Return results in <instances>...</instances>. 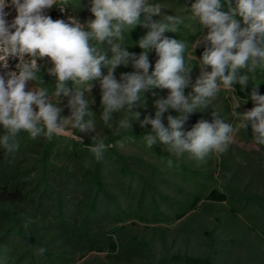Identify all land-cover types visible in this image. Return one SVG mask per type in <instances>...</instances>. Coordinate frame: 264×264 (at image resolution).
<instances>
[{
    "label": "clouds",
    "instance_id": "obj_1",
    "mask_svg": "<svg viewBox=\"0 0 264 264\" xmlns=\"http://www.w3.org/2000/svg\"><path fill=\"white\" fill-rule=\"evenodd\" d=\"M58 2L63 11L68 0H0V65L7 68L9 57L19 61L15 71L5 74L7 79L0 75V126L4 129L0 146L7 153L19 148L21 131L32 139L43 136L52 140L75 129L80 143L83 140L77 132L96 133L92 137L95 143L87 146L100 159L111 145L97 137L95 121L88 118L94 116L89 110L94 100L90 101L86 93H91L94 80L99 81L101 90L100 119L105 125L115 121L111 126L117 135L121 130H131L133 120L142 128L151 125V131L143 137L146 148L163 144L177 158L187 154L197 166L210 154L228 150L235 129L215 111L212 122L201 120L190 131L181 129L191 114L209 107L222 87L233 89L239 84L243 90L257 68H264V0H195L190 9L183 8L207 29L192 45L193 51L203 45L201 57L197 59L192 53L187 60L188 43L163 35L177 32L184 23V16L162 14L161 10L170 6L149 4L148 0H91L94 19L81 24L74 16L65 22L44 15V9ZM8 7L16 12L11 23L6 19ZM154 16L161 18L153 20ZM138 24L150 29L137 42L142 50L139 55L129 52L124 44L125 32ZM104 43L110 45L111 58L101 47ZM152 50L158 59L150 73L148 54ZM44 57L52 64L48 74L56 79L51 95L43 87L26 90L29 81L45 83L38 75L41 66L37 63V58ZM192 60L200 68L194 84L190 77ZM121 65H131L135 71L121 73L117 80L115 72ZM102 69H107L106 75ZM68 81L73 87L66 86ZM190 84L192 91L185 96ZM255 86L250 96L255 106L241 114L236 111L241 105L237 103L231 115L238 119L239 128L246 130L250 125L254 144L264 146V95L258 94ZM152 88L167 89L169 94L155 101L154 118L146 115L140 120V113L133 109L141 103L143 93ZM61 97L67 98V117L61 115L63 108L58 106ZM169 109L178 115H168L165 127L163 114ZM121 112L123 117L114 120L113 113ZM167 163L171 166L172 160ZM45 251L44 247L36 250L38 255Z\"/></svg>",
    "mask_w": 264,
    "mask_h": 264
},
{
    "label": "rangeland",
    "instance_id": "obj_2",
    "mask_svg": "<svg viewBox=\"0 0 264 264\" xmlns=\"http://www.w3.org/2000/svg\"><path fill=\"white\" fill-rule=\"evenodd\" d=\"M166 1L165 5H171ZM148 3L161 4V1L148 0ZM166 10L168 8L164 9ZM185 30L195 36L192 43L187 42L190 50L188 56L193 52L199 59L204 47L201 45L193 51L192 45L207 33V29L202 28L198 19L184 16V23L179 25L177 32L182 33ZM40 66L41 79L45 83L29 81L26 90L43 87L51 95L56 79L48 74L47 69L52 64L45 63ZM199 75L200 68L196 64L194 72L190 73L191 84L195 83ZM259 76L258 83L256 79H251L245 87L246 99H240L232 89L222 87L209 107L187 121L181 129L184 132L190 131L201 120L212 122L213 112H217L224 122L231 123L235 129L233 142L225 153H212L206 162L197 166V162L190 160L187 154L177 158L167 152L163 144L158 143L155 148L153 146L148 149L141 140L125 139L115 146L122 155L129 158L127 169L134 176L118 173L122 165L114 163L109 157H103L105 182L109 186L110 194L93 208L92 198L86 199L83 190L75 184V179L68 178L69 189L60 193L61 199L57 204H46L51 209L49 215L43 207L40 212L32 213L26 218L28 231L34 233L38 243L46 249V260H51V264H143L164 255L188 253L200 257L209 255L217 264H264V146L254 144L250 125L246 130L239 128L238 119L231 115L232 108L237 103L241 105L236 111L241 114L255 106L250 99L255 85L258 94L264 95V84H260L264 83V68ZM191 84L185 88V96L191 93ZM66 86L73 87L72 82L68 81ZM168 94L166 93V97ZM86 96L92 100L91 93H86ZM58 106L63 108L62 116L70 115L66 97H61ZM76 131L72 129L60 135L77 140L74 135ZM3 132L0 130V135ZM96 132L98 138H104L108 134L107 130L97 125ZM76 135L84 141L92 140L96 133L77 132ZM53 153L57 157L56 154L60 152ZM92 154L87 152L85 159L92 157ZM131 159L142 160L149 167ZM169 159L172 160L171 166L167 163ZM69 170L71 172L72 167ZM78 176L75 174V177ZM181 181L194 187H185ZM212 188L227 194L228 202H205L197 211L190 212L182 220L173 221L175 211L184 210L191 195H204ZM182 192L188 196L184 201L180 194ZM57 215L59 218H56ZM62 220L68 221L78 230L75 236L87 232L89 227L93 231L91 235H95L97 231L108 235L107 231L116 227L119 235L112 237L114 242L118 243L119 239L121 242L137 245V252L141 255L133 258L130 263L116 262L107 256V252H86L74 245L69 246L62 235Z\"/></svg>",
    "mask_w": 264,
    "mask_h": 264
},
{
    "label": "trees",
    "instance_id": "obj_3",
    "mask_svg": "<svg viewBox=\"0 0 264 264\" xmlns=\"http://www.w3.org/2000/svg\"><path fill=\"white\" fill-rule=\"evenodd\" d=\"M160 1L161 4L165 5L166 0ZM194 2L195 0H167L166 3L171 4L169 5L170 7L166 11H164V9L161 11L166 15L192 16L190 11H183V8L190 9L191 4ZM64 6L68 15L76 17L80 23L86 24L90 19H94L90 9H88V6L91 7V1L71 0ZM160 18V16H154L153 20H159ZM141 19H143V16ZM149 30L150 29L142 26V24H138L135 28L125 32L124 44L127 50L139 55L142 50L139 48L137 42L146 36ZM163 35L170 39L183 40L188 43H192L195 37L188 33L187 30L184 32L182 31V33L165 32ZM101 47L106 52L107 56L111 58L112 53L110 51V45L104 43ZM189 51L190 50L187 49L185 53L186 60L189 57ZM148 55L151 65L149 72L151 73L154 70L158 57L154 50L150 51ZM190 63H193L191 72H194L197 62L192 60ZM133 71H135V69H133L131 65L127 67L121 65L116 69L115 76L117 80H119L121 73ZM245 71L246 70H241L242 73ZM102 72L106 75L107 69H102ZM261 72L262 68H257L255 77L253 78L257 80L256 83L259 81L258 78H260L259 75ZM38 75L41 77V71ZM92 84V100L90 101L94 100V102L89 104V110L94 116L88 118L93 119L97 126L107 130L108 134L103 139L106 144L111 145V147H108L106 151H104L100 159H97L94 154H92V157L89 159H85L86 153L89 152L87 145L94 144V140H84L83 143H80L78 140L62 135H56L52 140H47L43 136L32 139L27 132L21 131L17 137L19 148L15 153L9 154L0 146V264L52 263L51 260H46L45 253L43 255L37 254L36 250L42 246L36 240L34 233L28 231L25 222L30 214L40 212L39 210L43 207H45L47 215L50 214L51 209L48 208L46 204L50 205L54 202L57 204L61 199L59 196L60 193H64L69 189L68 178L75 179V184L83 190L86 199L92 198L91 204L93 208L97 202L102 198H108L110 194L109 186L105 182L106 174L105 171H103V157H109L114 163H120L122 165L118 173L127 175L128 177L134 176V174L127 169V161L129 158L122 155L115 144L128 139L130 141L141 140L143 145H145L143 137L151 131V125L142 128L138 121L133 120L131 130H121L119 135H117L111 126L115 121L110 122V125H105L100 119L102 109L99 81L94 80ZM260 84L264 83L261 82ZM244 89L242 90L241 86L236 84L232 91L238 98L246 99L247 96ZM166 93H169V90L161 88L150 89L143 93L141 103H139L133 111L140 113V120H143L146 115H150L154 118V103L159 98H166ZM200 112L201 111H196L191 114L187 121L194 119ZM163 115V123L165 127H167V116H177L178 113L173 109H169ZM113 117L114 120L116 119V121H118L123 117V113H113ZM0 130L4 131L2 126H0ZM55 151L60 152L56 154L59 160L54 156L55 153L53 152ZM133 161L141 163L145 167H149V165L142 160ZM70 167H72L71 172L69 170ZM75 174L77 176L81 175L83 178L80 179L79 176L75 177ZM181 184H185V187H194L192 184L190 186V184L185 181H181ZM180 194L183 196V201L188 197L184 192ZM190 197L191 200L184 210L175 211L173 216L174 222L182 220L190 212L197 211L201 204L205 202L208 204H224L228 202L227 194L214 188L208 190L204 195H191ZM61 210L59 211L61 212ZM56 218H59V215H57ZM60 223L64 224L62 235L69 246L74 245L86 252H107V256L111 257V259H114L116 262L125 261L130 263L133 258H137L141 255L137 252V245L135 246L130 242H121L119 239L118 243L114 242L112 237L119 235V229L116 227L109 229L107 231L108 235L98 233V231L95 235H91L93 231L90 230V227L87 228V226V232L75 236L78 230L74 229L68 221L62 220ZM262 236L264 237V233H262ZM143 264L217 263L209 255L200 257L188 253H173L171 255H164L157 260H148Z\"/></svg>",
    "mask_w": 264,
    "mask_h": 264
},
{
    "label": "built area",
    "instance_id": "obj_4",
    "mask_svg": "<svg viewBox=\"0 0 264 264\" xmlns=\"http://www.w3.org/2000/svg\"><path fill=\"white\" fill-rule=\"evenodd\" d=\"M5 12L8 13L6 19L9 23L15 18L16 12L13 7H8L5 9ZM44 15L50 16L54 21L57 19H63L65 22L68 20V13L66 11V8L64 6V10L61 11L60 5H54L51 8L44 9ZM82 24V23H81ZM27 59V57H26ZM19 63L18 59L15 57H9L8 58V67L4 68L2 65H0V75H5L7 72L15 71L16 65ZM37 63L39 65L45 64V63H51L50 59L48 57L44 58H37ZM5 79H7V76L5 75Z\"/></svg>",
    "mask_w": 264,
    "mask_h": 264
}]
</instances>
